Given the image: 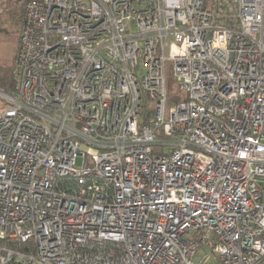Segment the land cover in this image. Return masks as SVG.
I'll list each match as a JSON object with an SVG mask.
<instances>
[{
    "label": "built area",
    "instance_id": "2783aa9c",
    "mask_svg": "<svg viewBox=\"0 0 264 264\" xmlns=\"http://www.w3.org/2000/svg\"><path fill=\"white\" fill-rule=\"evenodd\" d=\"M218 1L26 2L0 264H264V0Z\"/></svg>",
    "mask_w": 264,
    "mask_h": 264
},
{
    "label": "rangeland",
    "instance_id": "374dc122",
    "mask_svg": "<svg viewBox=\"0 0 264 264\" xmlns=\"http://www.w3.org/2000/svg\"><path fill=\"white\" fill-rule=\"evenodd\" d=\"M14 0H0V65L13 67L15 57L18 51V38L21 29V21L16 16H11L7 11L8 5L15 7ZM3 10H2V9ZM5 8V9H4ZM165 74L167 79V90L169 96H177L179 99L184 97V93L178 89V85L172 73V62L167 61L165 64ZM84 149V148H82ZM80 164V158L76 160ZM204 256L201 264H218L210 248L204 247L198 250L196 261Z\"/></svg>",
    "mask_w": 264,
    "mask_h": 264
},
{
    "label": "trees",
    "instance_id": "16d2710c",
    "mask_svg": "<svg viewBox=\"0 0 264 264\" xmlns=\"http://www.w3.org/2000/svg\"><path fill=\"white\" fill-rule=\"evenodd\" d=\"M27 1L28 0H14L16 4L15 7L13 6V8H11V5H8L9 9H7V11L10 12L11 16H16L21 21V23L23 21L25 4ZM205 6L212 8L215 11L216 16L221 15L220 18H223L225 13H227L226 6L223 5V3H220L218 0H205ZM14 87L15 84L12 75V67L0 65V88L6 92H12Z\"/></svg>",
    "mask_w": 264,
    "mask_h": 264
}]
</instances>
